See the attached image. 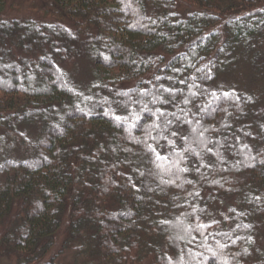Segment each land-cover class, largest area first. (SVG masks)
Wrapping results in <instances>:
<instances>
[{"label":"trees","instance_id":"obj_1","mask_svg":"<svg viewBox=\"0 0 264 264\" xmlns=\"http://www.w3.org/2000/svg\"><path fill=\"white\" fill-rule=\"evenodd\" d=\"M25 1L0 0V262L264 264V0Z\"/></svg>","mask_w":264,"mask_h":264},{"label":"rangeland","instance_id":"obj_2","mask_svg":"<svg viewBox=\"0 0 264 264\" xmlns=\"http://www.w3.org/2000/svg\"><path fill=\"white\" fill-rule=\"evenodd\" d=\"M9 2H13L15 4V8L13 7H9L7 12L10 14H17V13H29V11L26 8V5L30 4V2H26L25 0H8ZM20 7V9H19ZM87 69L86 66L84 64L81 63V65H79L78 67H74L71 71L74 72V74H76V76L78 77V80L81 81L82 83H85V80L87 79L88 73H87ZM29 134L32 137H36L37 136V132L35 129H29ZM0 140L2 143V146L0 147V154H4L5 152H7L9 149L11 150H16L17 146L11 148L10 145L11 144H15L13 141L9 140L8 138L6 139L5 136L2 134V132H0ZM263 244V243H261ZM262 247L264 248V244L262 245ZM0 264H9L8 261H2L0 262Z\"/></svg>","mask_w":264,"mask_h":264}]
</instances>
